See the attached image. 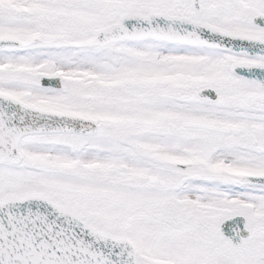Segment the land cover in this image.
Masks as SVG:
<instances>
[{
    "label": "snow or ice",
    "instance_id": "1",
    "mask_svg": "<svg viewBox=\"0 0 264 264\" xmlns=\"http://www.w3.org/2000/svg\"><path fill=\"white\" fill-rule=\"evenodd\" d=\"M0 264H264V0H0Z\"/></svg>",
    "mask_w": 264,
    "mask_h": 264
}]
</instances>
